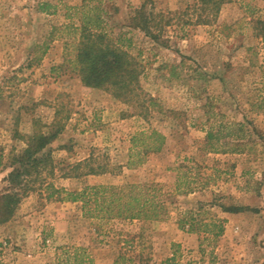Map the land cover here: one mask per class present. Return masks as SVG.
Listing matches in <instances>:
<instances>
[{
  "label": "rangeland",
  "instance_id": "374dc122",
  "mask_svg": "<svg viewBox=\"0 0 264 264\" xmlns=\"http://www.w3.org/2000/svg\"><path fill=\"white\" fill-rule=\"evenodd\" d=\"M224 1L214 15L199 0H0V194L29 138L61 129L0 225V264H80V249L93 264H264V0ZM97 13L135 62L126 98L85 87L72 63ZM152 129L163 151H132ZM131 152L144 157L135 169ZM129 183L157 187L160 220L88 216L59 200Z\"/></svg>",
  "mask_w": 264,
  "mask_h": 264
},
{
  "label": "trees",
  "instance_id": "16d2710c",
  "mask_svg": "<svg viewBox=\"0 0 264 264\" xmlns=\"http://www.w3.org/2000/svg\"><path fill=\"white\" fill-rule=\"evenodd\" d=\"M199 1L202 5V13L209 11L214 15L220 11L221 5L225 2L224 0ZM50 6L49 3H43L40 9L42 12H47ZM137 13L141 18L145 15L143 11ZM202 18L199 19V22H208L207 19L202 21ZM147 19V17L144 19L146 23ZM260 24H262L261 30L264 32V22ZM141 26L144 28L143 26L146 25ZM79 34L75 58L72 63L75 65L81 83L88 88L111 91L117 97L126 98L130 96L134 92L133 86L138 79L135 62L120 45L113 44L108 39L100 14L97 13L83 20L79 27ZM59 132L61 129L52 134L38 133L32 135L23 151L12 157L13 168L5 179L8 187L0 194V225L8 222L14 216L21 197L29 190L26 178L32 175L38 177L42 172V167L46 168L50 164L49 154H44L43 151L58 136ZM214 137L213 132L207 133V141L210 142ZM224 137L242 138L234 133H227ZM131 142L132 151L140 147L143 151H138L137 154L143 152V155L146 156L149 152L160 153L163 151L166 137L158 130L152 129L149 133L142 132L133 136ZM134 155V152L129 154L127 164L129 169H135L144 162V157L136 160L133 158ZM158 191L156 186L147 183L97 184L87 185L81 191L67 192L66 197H59V200L81 202L84 214L88 216L157 221L161 219L165 210V205L159 198ZM57 194H60V191H57ZM222 209L230 213L246 210L245 207L235 206L222 207ZM193 226L194 224L191 222L189 232L194 231ZM214 226L217 227L216 236L222 235L224 232L222 223ZM80 250V264H93V259L84 254L85 250ZM84 255L86 260L82 258Z\"/></svg>",
  "mask_w": 264,
  "mask_h": 264
}]
</instances>
